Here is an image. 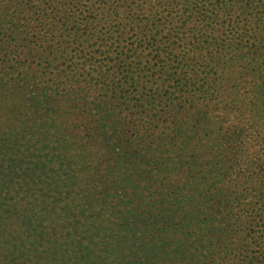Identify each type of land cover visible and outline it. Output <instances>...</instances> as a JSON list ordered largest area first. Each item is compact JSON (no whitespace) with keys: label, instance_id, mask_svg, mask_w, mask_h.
<instances>
[{"label":"trees","instance_id":"1","mask_svg":"<svg viewBox=\"0 0 264 264\" xmlns=\"http://www.w3.org/2000/svg\"><path fill=\"white\" fill-rule=\"evenodd\" d=\"M109 1L121 8L120 17L127 26H132V14L149 13L134 26L149 25L147 32L152 40V24L159 22L161 29L166 25L174 27L173 44H189L195 49V44L200 43L198 48H205L194 25L205 21L202 14L216 19V25L235 22L247 30L254 28L262 32L259 41L264 39L263 18L233 20L235 3L231 0ZM94 7L98 5L91 0H0V65L7 69L0 77V121H8L0 129V262L6 254L15 261H28L22 264H198L203 261L200 257L209 253L206 240L212 228L210 222L215 224L222 219L221 210L229 219L231 207L241 201L237 194L245 192L232 181L234 177L225 180L231 171V157L243 142L239 135L229 137L222 117L201 110L207 104L203 102L204 94L197 95L192 105L189 90L166 97L174 90L162 88L156 100L120 95L115 103L116 99L107 102L106 97L84 98L88 108L95 110L89 116L99 128L95 132L80 131L88 145L96 146L93 152L86 150L82 155L78 152L83 148L77 144L79 137L70 133L68 136L60 128L64 127L60 121L68 118L59 111L77 105L75 100H81L83 95L72 96L70 89L63 87H43L41 94L19 97L27 93L30 82L24 77L35 65L18 51L21 45L22 49L26 45L35 49V43L27 40L30 32H19V26L24 20L29 29L31 20L52 21L46 58L55 52L58 56H52V60L71 61L73 49L60 50L59 44L51 47L60 42L55 40L59 36L55 14L86 17ZM96 15L105 17L103 12ZM243 15L250 16V12L246 10ZM14 25L15 29L10 30ZM30 35L37 42L36 32ZM171 39L157 37L155 42ZM238 39L236 36L232 44L237 46ZM255 41L257 38L252 40ZM215 43L216 39L206 45ZM67 55L70 57L66 58ZM19 61L24 65L30 62L27 71L17 70ZM65 70H56L55 79L60 84L64 82L61 79ZM24 83L25 92H17L15 89ZM215 86L209 82L205 90ZM212 95L213 100L221 97L217 100L221 107L238 102L232 94L209 92L207 96ZM179 98L183 101L180 108L185 121L178 110L163 102ZM27 100L29 106H25ZM151 101H155L154 106ZM255 101L250 102L252 115L264 109ZM18 103L21 110L16 109ZM105 116L112 121L111 125ZM40 119L46 121V126L38 131L35 126L39 127ZM44 131L49 135L45 136ZM45 156L55 159L43 160ZM31 162L38 171L29 170ZM263 171L258 167L256 175L263 177ZM228 184L234 194L218 196V190ZM215 195L219 198L209 204ZM214 208L218 210L213 211Z\"/></svg>","mask_w":264,"mask_h":264},{"label":"rangeland","instance_id":"2","mask_svg":"<svg viewBox=\"0 0 264 264\" xmlns=\"http://www.w3.org/2000/svg\"><path fill=\"white\" fill-rule=\"evenodd\" d=\"M247 1H250V4ZM91 2L98 7H94L93 12L86 13V17L55 14L57 17L55 19L58 20L56 35H59L55 40L58 39L60 42H54V46L51 47H57L59 44L58 49L60 50L73 49L71 52L75 54L71 61L52 60V56H58L55 55L57 54L55 52L46 58L47 46H50L47 34L50 27L53 26L52 21L48 23L42 18L35 22L31 20L33 24L29 29L26 27L27 21L24 20L25 23L19 26V32L26 33L28 31L30 34L36 32V37H38L35 42L30 34L26 35L28 42L35 43L34 50L27 45L23 49L21 45V48L18 49L19 52L24 53V58H28L35 64L33 70L29 71L31 73L24 77V80L30 82L26 89L27 93L20 94L19 97L28 96V93L41 94L43 87L54 90L63 87L70 89L72 96L76 93L83 95L81 100H75L74 103L77 105L69 106L65 110L62 108L59 111L68 118V120L60 121L59 124L64 126L60 128L65 129L64 132L67 135L70 133L79 137L77 144L83 148L78 152L82 155L86 150L93 152L96 146L88 145L89 141H85L80 131L95 132L99 128L94 121L90 120L89 114L95 113V110L88 108L87 98L102 100L106 97L107 102L116 99L115 103L118 102L117 97L120 95L142 97V100L145 98L148 100L158 99L161 95L158 90L162 88L168 91L174 90L170 95H165L166 97L182 93V90H189L187 92L190 94V104L192 105L197 95L204 94L203 102L205 101L207 104L202 106L201 110H205L207 114L222 117L223 123L226 122L224 128L227 127L229 137L233 139L239 135V140L243 142V145L238 146L231 157V171L227 173L225 180L230 176L234 177L232 181L243 187L245 192L237 194L241 201L239 205L233 204L229 219L221 210L222 219L215 224L210 222L212 228L208 231L206 240V243L209 244L207 247L209 253L200 257L203 261L196 263L264 264V174L260 178L256 175L258 167L264 168V109H260L258 115H252L250 111L253 107L250 102L254 103L255 98H257L255 102L264 106V39L259 41V35L262 32H256L254 28L250 27L247 30L245 26H239L235 22L229 26L218 22L216 25L214 17L215 20L202 14L205 21H197L194 25L202 40L199 42L205 48H198L200 44L198 43L197 46L195 44L194 49L189 44L172 43L174 39L171 38L175 33L173 26L166 25L164 29H161L159 22L152 24L155 40H152L147 32L149 25L145 28L134 26L139 18H145L149 13H143L141 16L132 14L130 16L132 26H127L124 18L120 17L121 8L115 5L114 1L112 4L109 0L106 3L103 0H91ZM231 2L235 3L233 20L249 17L251 20L261 17L264 20V0H231ZM141 4L144 8V3L141 2ZM85 8L89 9V7ZM245 9L250 12V16L243 15ZM100 12H103L105 17L96 15ZM236 16L240 17L236 18ZM9 25L12 23L10 22ZM61 25H65L67 28L59 27ZM15 27V25L10 27V30H14ZM231 29L232 31H230ZM239 32H245V34ZM236 36H239L237 46L232 44ZM157 37L158 39L163 37V39L171 40L158 43L155 42ZM255 38L259 44L257 41L252 42ZM214 39H216L214 45H206V42ZM221 42L224 44L222 47L219 46ZM168 51L171 52L168 53ZM34 54L36 56L32 58ZM69 55L71 56L70 52ZM69 55L66 58H69ZM29 61L26 62V65L19 61L17 70L20 68L21 72L27 71V65H30ZM65 68L64 77L61 79L64 82L60 84V81L55 79V73L57 69ZM5 72H7L6 67L0 65V77ZM209 82L217 85L215 88L213 87L214 89H207L210 93L222 96L223 94H228L227 96L232 94L236 96L238 102L228 103L227 107H221L217 102L221 97L213 100L214 95L207 96L209 92L205 90V86H209ZM26 86L24 83L23 87L15 90L24 93ZM219 86L224 88L219 89ZM163 102L178 110V113L182 114L180 118L185 121L183 119L185 114L180 108V104H183L182 98ZM151 103L153 106L155 105V101H151ZM29 104L27 100L25 106H29ZM21 108L23 107L18 103L16 109L21 110ZM104 108L107 109L106 106ZM185 109L193 111V108ZM46 111L53 112L51 109ZM102 118L104 120V117ZM41 119L37 124L39 127L35 126L38 131L44 130L46 126V121H41ZM105 119L108 124H112L107 116ZM7 123L8 121H0V129L3 130ZM102 127L108 129L105 125ZM45 133L46 131H44ZM242 133L246 136L242 137ZM47 135L49 133L45 134V136ZM40 152H44V143ZM76 154L78 153L76 152ZM42 158L43 160L55 159L51 156ZM228 159L230 158L228 157ZM35 167L31 162L29 170L38 171ZM225 180L224 182H226ZM233 190L231 185H223L217 194L218 196L222 193L230 195L231 192L234 194ZM218 196L215 195L213 199L209 200V204H214V201L219 198ZM246 202L247 204L244 205ZM217 210L213 209V211ZM235 214L237 218L234 217ZM203 231L206 232L207 229H203ZM11 261H15V259H10L9 255L4 254L1 256L0 264H10ZM22 262L28 261L17 259L15 264H22Z\"/></svg>","mask_w":264,"mask_h":264}]
</instances>
